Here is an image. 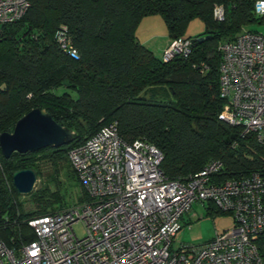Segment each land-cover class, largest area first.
<instances>
[{"label": "trees", "instance_id": "obj_1", "mask_svg": "<svg viewBox=\"0 0 264 264\" xmlns=\"http://www.w3.org/2000/svg\"><path fill=\"white\" fill-rule=\"evenodd\" d=\"M26 14L0 26V134L35 108L45 110L59 126L73 133L71 144L35 153L0 151V241L7 246L32 240L27 222L67 208L65 185H76L78 203L88 200L67 154L99 129L117 122L125 143L143 140L162 154L160 170L169 180L186 181L208 163L223 167L217 184L247 177L264 179V144L254 135L241 136L238 127L218 119L217 46L231 41L242 28L262 24L247 0H29ZM215 6L224 19L213 18ZM159 16L168 38L192 41L191 56L168 62L141 45L137 28L145 17ZM259 17V16H258ZM198 19L203 34L186 37ZM65 27L77 52L70 58L55 35ZM255 32V31H252ZM200 37H205L199 41ZM204 66L206 67L205 69ZM62 89L61 92L59 90ZM72 93L76 97L72 96ZM52 169L43 174L40 164ZM32 170L43 186L27 198L33 211H24L12 185V174ZM64 172L66 180H59ZM264 205V195H263ZM69 207V206H68ZM221 213L212 204L207 214ZM264 263V233L256 240Z\"/></svg>", "mask_w": 264, "mask_h": 264}, {"label": "built area", "instance_id": "obj_2", "mask_svg": "<svg viewBox=\"0 0 264 264\" xmlns=\"http://www.w3.org/2000/svg\"><path fill=\"white\" fill-rule=\"evenodd\" d=\"M247 1L264 17V0ZM29 6V0H0V26L20 20ZM213 18L224 19L222 6L214 7ZM67 35L60 28L55 40L75 59ZM191 47L189 39L173 40L162 60L187 59ZM217 52L223 102L218 119L264 144V35L242 31L219 43ZM67 158L88 200L30 219L32 240L16 246L0 241V264H264L256 246L264 233V179L259 174L217 184L213 179L223 163L216 160L186 181L169 180L160 170L161 152L143 140L125 143L117 122L71 149ZM196 202L212 204L234 225L205 245L174 249L183 217ZM79 225L82 238L74 230Z\"/></svg>", "mask_w": 264, "mask_h": 264}, {"label": "rangeland", "instance_id": "obj_3", "mask_svg": "<svg viewBox=\"0 0 264 264\" xmlns=\"http://www.w3.org/2000/svg\"><path fill=\"white\" fill-rule=\"evenodd\" d=\"M155 17L156 19H159V21L161 22L162 25L161 28L164 29V31H166V26L163 20L159 16H155ZM257 18L260 17L257 16ZM155 29L157 32L158 28L156 26ZM242 31H255L264 35V22L262 24H256V23L249 24L243 27ZM203 32H204V24L200 20L195 19L189 23L185 34L186 36L196 37L203 34ZM61 91L62 89L59 90V92ZM72 96L76 97L74 93H72ZM40 167L44 175L47 173L50 174L52 170L50 166L47 165V163L40 164ZM45 179L46 177L44 176L38 178L35 182L33 191L42 187ZM59 180L62 182L70 183L68 180H66L64 172L60 173ZM65 186L66 187L70 186L68 187L69 194L66 200L67 208H70L72 206H79L85 202V201L82 203L77 202V198L79 197L80 192L76 185L70 183V185H65ZM20 202L22 203V209L24 211H33L34 207L31 206L27 198V195L26 196L21 195ZM208 205L209 203L207 202H205L204 204L196 202L192 205L190 211L184 215L183 217L184 219L181 222V230L176 234L173 240L174 249H178L182 246L198 247L205 245L214 238L216 233L221 234L233 227L234 225L233 218L228 214L215 213L208 215L207 214ZM74 230L79 238H82L84 236V230L80 225L76 226Z\"/></svg>", "mask_w": 264, "mask_h": 264}, {"label": "water", "instance_id": "obj_4", "mask_svg": "<svg viewBox=\"0 0 264 264\" xmlns=\"http://www.w3.org/2000/svg\"><path fill=\"white\" fill-rule=\"evenodd\" d=\"M205 37L198 40L203 41ZM73 133L59 126L41 108H35L19 119L11 133L0 134V151L5 159L12 153H35L45 148H60L71 144ZM12 185L19 195H29L36 178L32 170L17 171L12 174Z\"/></svg>", "mask_w": 264, "mask_h": 264}, {"label": "crops", "instance_id": "obj_5", "mask_svg": "<svg viewBox=\"0 0 264 264\" xmlns=\"http://www.w3.org/2000/svg\"><path fill=\"white\" fill-rule=\"evenodd\" d=\"M155 26L158 28L157 32ZM161 26L159 19H156L155 16H150L141 20L136 31L138 42L149 49L155 56L160 55L157 56L159 58H162L163 52L171 43V40L168 38L167 29L164 31Z\"/></svg>", "mask_w": 264, "mask_h": 264}]
</instances>
